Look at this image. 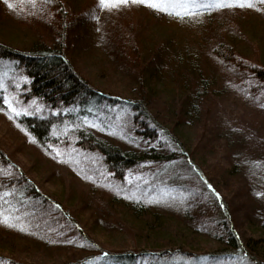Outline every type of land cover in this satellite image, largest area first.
Instances as JSON below:
<instances>
[{
    "label": "trees",
    "instance_id": "1",
    "mask_svg": "<svg viewBox=\"0 0 264 264\" xmlns=\"http://www.w3.org/2000/svg\"><path fill=\"white\" fill-rule=\"evenodd\" d=\"M47 1L51 15L47 35L52 34L55 40L41 35L44 39L35 41L30 49L0 41V112H11L13 123L39 147L77 156L84 166L80 174L93 187L109 194V200L121 199L134 218H143L142 214L151 206L145 187L149 186V192L157 187L178 191L183 197L181 221L186 229L201 237L205 235L208 242L220 246L201 254L180 246L109 251L87 236L69 211L43 193L1 148L0 243H11V235H15L50 247L56 234L68 233L71 234L68 243L86 254L78 261L63 264H136L139 260L145 264H261L245 253L246 246L237 240L227 217L216 216L211 220L198 213L202 205L199 200L205 194L214 204H221L223 210L222 203L209 189L204 173L182 147V140L175 136L173 128L157 121L141 91L134 95L132 90L144 89L140 78L145 72L157 75L162 80L160 84L175 81L182 96L175 127L180 123H196L206 116V93L212 89L206 74L209 71L217 72L224 85L243 90L252 100L264 93L262 55L258 52L252 56V51L237 43V36L243 39L256 36L252 26H247L250 29L247 36L241 32L246 24L242 20L253 18V23H259L264 16V0H246L244 6L221 0L222 7L200 4L197 0L202 7L185 10L167 6L168 11L149 6L142 11L129 10L123 6L107 17L94 3L93 12H78L82 16L80 26L85 27L79 32L78 24L72 30L67 23L70 11L62 0ZM21 6L33 16L35 10L30 2ZM159 31L164 32L163 38L150 44L155 35L149 33ZM95 33L97 43L104 45L101 49L114 57L116 65L131 80L127 85L130 95L101 90L74 68L73 57L67 51L71 47L72 53L74 45L81 41L84 44L80 46L91 49L86 42L96 41ZM142 41L148 42V51L154 53L150 60L141 50ZM168 50L170 55L165 57ZM164 60L170 65L171 81L165 79L161 70ZM6 100L12 102L15 111L6 110L9 105ZM260 108L264 114V105ZM94 119L100 120L105 129L101 126L93 129L89 124ZM239 160L234 162V168L239 166ZM130 173L135 177L130 179ZM154 211L151 209L152 214H156ZM260 226L264 230V217ZM216 227L226 232L224 243ZM0 264L32 263L0 253Z\"/></svg>",
    "mask_w": 264,
    "mask_h": 264
},
{
    "label": "rangeland",
    "instance_id": "2",
    "mask_svg": "<svg viewBox=\"0 0 264 264\" xmlns=\"http://www.w3.org/2000/svg\"><path fill=\"white\" fill-rule=\"evenodd\" d=\"M5 1L0 0L1 42L15 48H29L43 37L55 40L52 34L47 35L51 20L47 0H15L12 7L8 6L12 0ZM26 1L30 2L35 10L33 16H29L21 6ZM62 1L70 11L67 23L69 22L72 30L76 29L78 24L76 30L78 32L85 28L80 26L82 16L78 12L87 10L93 12L94 3H97V10L105 13L106 17L118 9L121 10L123 6L129 10L141 11L146 6L139 2L105 7L100 4V0ZM185 2L195 5L197 0H168L167 6H173L175 3L177 8L185 9L180 6ZM217 2L218 0H200V4ZM163 6L162 4L161 7ZM259 21L253 23L255 22L253 18L250 20L245 18L242 23L246 24L241 27V32L246 36L250 33L251 26L255 28L259 42L255 35H249L247 39L240 35L237 36L239 39L237 43L252 51V56L260 52L264 59V16H261ZM87 24L90 25V21ZM149 34L155 35L154 39L149 41L151 44L162 39L164 32ZM41 35L44 36L40 37ZM95 35L96 41L86 42L91 49L80 46L84 44L81 41V44L78 42L74 45L72 53L71 47L67 51L73 57L74 68L101 90L120 96L130 95L127 85L131 80L116 65L114 57L111 58L101 49L104 45L97 43L98 35L96 33ZM142 43L143 54L147 59H152L154 53L148 51V42ZM67 52L66 55L69 57ZM169 52V50L166 52L165 57L170 55ZM165 60L162 62L164 66L161 70L165 74V79L171 81L170 65L167 61L165 64ZM206 74L212 83V89L206 93L208 96L205 98V104L208 105L206 116L190 125L182 123L177 127L173 125L179 118V101L182 97L175 88L177 85L175 81L160 84L162 80L157 75L145 72V76L140 78L144 89H133L132 92L139 95L141 91L153 117L162 125L173 128L175 136L182 140V147L188 150L191 159L195 160L204 173L209 189L216 194L218 202L222 203L223 210L221 204L217 202L214 204L215 201L205 194L199 200L202 201V205L198 213L208 216L211 220L216 216L227 217L237 240L246 246L245 253L248 255L250 253L264 264V230L260 226L264 217V114L260 108L262 104L264 105V93H260L252 100L243 90L234 89L232 85H224L217 72L209 71ZM132 83L135 84L136 80ZM12 108L14 105L9 102L6 110L12 111ZM10 114L12 113L0 112L2 151L22 167L25 175L33 180L43 193L68 210L83 232L101 247L109 251H132L142 247L162 249L180 246L201 254L220 246L218 243L208 242L205 235L201 237L186 229L185 223L181 221L183 197L178 195V191L174 192V189L169 187H157L153 192H149V186L145 187L148 197H151V206L147 213L142 214L143 218H134L122 205L121 199L119 202L109 200V194L93 187L89 179L80 174L79 170L83 171L84 166L80 164L77 156L68 152L60 153L54 148L48 150L39 147L28 134L13 123ZM89 125L93 129L99 126L105 129L97 119ZM238 158L239 166L236 165L234 168V162ZM129 177L134 178V173H130ZM154 203L157 205L154 206ZM151 209H156L154 212L157 215L152 214ZM216 232L224 243L226 232L219 227H216ZM11 237L10 240L13 242L0 243V253L23 262L63 264L78 261L86 254L83 249L68 243L71 237L68 233L56 234L53 238L54 244L50 247L32 243L19 236ZM136 264L145 262L139 260Z\"/></svg>",
    "mask_w": 264,
    "mask_h": 264
},
{
    "label": "snow or ice",
    "instance_id": "3",
    "mask_svg": "<svg viewBox=\"0 0 264 264\" xmlns=\"http://www.w3.org/2000/svg\"><path fill=\"white\" fill-rule=\"evenodd\" d=\"M129 2H139V3L145 4L146 6L156 8L157 10H160V11H168V7H167L168 0H100V4L105 7L119 6L120 4H127ZM245 3H246V0H243V2L242 0H231V4H239V6H244ZM162 4L164 5L163 7H161ZM231 4L229 6H231ZM8 6L12 7V4L9 3ZM176 6L177 5L174 3L173 9H175ZM180 6L185 8V10L190 9V8L202 7V5L200 4L193 5V4L186 3V2L182 3ZM217 6L222 7L224 5L223 3H220L218 0ZM174 14L179 15L180 13L174 12ZM188 14H191V13L189 12ZM5 103H9V102L6 100ZM11 110L15 111L14 108H12Z\"/></svg>",
    "mask_w": 264,
    "mask_h": 264
}]
</instances>
